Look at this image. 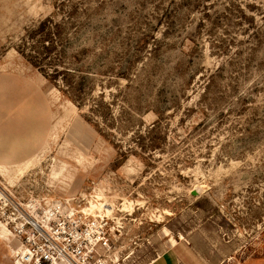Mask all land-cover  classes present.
I'll use <instances>...</instances> for the list:
<instances>
[{"label":"rangeland","instance_id":"rangeland-1","mask_svg":"<svg viewBox=\"0 0 264 264\" xmlns=\"http://www.w3.org/2000/svg\"><path fill=\"white\" fill-rule=\"evenodd\" d=\"M23 211L105 264H264V0H0V264Z\"/></svg>","mask_w":264,"mask_h":264},{"label":"built area","instance_id":"built-area-1","mask_svg":"<svg viewBox=\"0 0 264 264\" xmlns=\"http://www.w3.org/2000/svg\"><path fill=\"white\" fill-rule=\"evenodd\" d=\"M20 232L28 230V235L21 238L25 256L31 264H105L99 253L109 249V240L99 232L93 237L88 230L71 227L65 221L52 222L47 218L40 225L33 219L20 213ZM52 222V223H51ZM25 230V231H27Z\"/></svg>","mask_w":264,"mask_h":264},{"label":"crops","instance_id":"crops-1","mask_svg":"<svg viewBox=\"0 0 264 264\" xmlns=\"http://www.w3.org/2000/svg\"><path fill=\"white\" fill-rule=\"evenodd\" d=\"M177 254L172 251H167L150 264H178Z\"/></svg>","mask_w":264,"mask_h":264},{"label":"bare ground","instance_id":"bare-ground-1","mask_svg":"<svg viewBox=\"0 0 264 264\" xmlns=\"http://www.w3.org/2000/svg\"><path fill=\"white\" fill-rule=\"evenodd\" d=\"M7 233H8V231H7ZM3 234H4V233H3ZM3 234H2V235H3ZM8 234H9V233H8ZM4 235L6 236L7 234H4ZM2 237H3V236H2ZM3 239H5V238H3ZM21 247H22V245H21ZM18 248H19V247H18ZM19 250H21V251H18V252H19V255H23V252H24V251L22 250V248L19 249ZM14 252H15V251H14ZM17 264H23V263H21L20 261H18Z\"/></svg>","mask_w":264,"mask_h":264}]
</instances>
